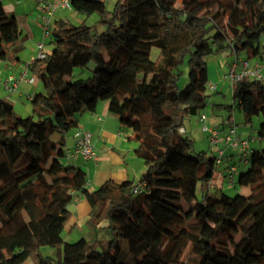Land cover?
<instances>
[{"label":"trees","instance_id":"obj_1","mask_svg":"<svg viewBox=\"0 0 264 264\" xmlns=\"http://www.w3.org/2000/svg\"><path fill=\"white\" fill-rule=\"evenodd\" d=\"M70 8L99 21L53 22L48 57L27 63L42 87L30 114L19 116L0 99V264L32 256L52 264L43 247L56 250L57 264H264V82L245 78L232 88L244 124L261 119V148H252L235 181L249 187L247 195L217 187L214 155L195 151L179 132L210 96L207 56L262 57L264 0H117L111 11L103 0H70ZM21 29L0 2L1 61H20ZM185 56L196 79L181 89ZM102 101L132 131L147 169L136 183L109 181L89 192L85 172L65 163L63 144L52 137L76 129ZM80 196L89 206L87 232L68 243V208Z\"/></svg>","mask_w":264,"mask_h":264},{"label":"crops","instance_id":"obj_2","mask_svg":"<svg viewBox=\"0 0 264 264\" xmlns=\"http://www.w3.org/2000/svg\"><path fill=\"white\" fill-rule=\"evenodd\" d=\"M0 2L6 12L22 20L21 35L25 36L27 39L21 44L22 52L18 56L20 61L16 62L11 59L5 61L0 60V99L5 98L11 100L15 108L18 102L20 103L24 100L30 101V97L42 91V87L38 88L37 84L31 85L23 81L18 84L15 92L9 94L5 91L4 84L8 78L17 77L25 71H27L30 77L31 74L27 70V63L32 60L36 53V45L41 41L46 42L49 40L48 38L43 39L40 25V10L35 0H0ZM80 16V14L72 10L59 8L54 14L53 22L55 20H65L68 22L73 20L81 24L84 20ZM23 51H27L29 54L26 61L21 60ZM262 58H264V55H262ZM257 59L260 60L261 58ZM230 63L231 62H228L226 65L221 64L224 70L222 69L220 71L218 78L215 75L212 77L208 75L209 84H217L218 81L221 82L217 84V94H221L224 98L226 90L231 89V87L223 81L222 76L227 71ZM108 106V101H102L98 104L94 112L85 113L78 120L77 128L86 130L92 135V145L98 154V160L93 162L77 157L72 159L69 163L74 167L81 168L85 172L87 180L85 188L89 192L97 190L100 186L109 181L116 185L124 181H134V183H136L147 169L142 161L134 154V150L137 148L138 143L131 139L132 131L121 127L120 119L109 112ZM26 113H29V109L26 110ZM229 117L226 120H221L220 123L217 124L218 126H211L226 131L229 125H235L234 120ZM235 126L237 127V125ZM240 129L241 128L237 127V132L242 138L251 137L249 132L247 137L246 135L242 136L243 134L239 133ZM241 131H245V127L242 128ZM73 132V130L70 131L64 137L54 135L52 140L54 142H62L63 149L66 153L74 146ZM252 147L259 150L261 147L260 141L256 140L252 144ZM235 151L236 150H230V157L232 159L235 156ZM219 179L218 181L220 184H217V186L223 191L232 188L223 184L221 177ZM68 209L72 217L65 228L67 233L70 234L77 231L80 237L83 236L87 232L86 221L89 218V206L86 200L80 196L75 199ZM101 226L105 227L107 223L104 222Z\"/></svg>","mask_w":264,"mask_h":264},{"label":"built area","instance_id":"obj_3","mask_svg":"<svg viewBox=\"0 0 264 264\" xmlns=\"http://www.w3.org/2000/svg\"><path fill=\"white\" fill-rule=\"evenodd\" d=\"M40 10V25L42 28L43 39L49 38L53 17L57 9L70 8V0H35ZM44 41H41L36 45V53L33 59L45 60L48 57V52L45 51ZM234 61H232L222 76V79L231 88L240 80L245 78L250 80H257L264 82V58L261 59H244L234 54ZM26 81L31 85L36 84V80L32 76H28L27 71L20 74L17 77H10L4 84V89L7 93L11 94L16 91L20 82ZM207 91L210 93H216L218 91L217 84L207 85ZM31 99V97H30ZM198 122L202 125V132L207 135L209 141V147L211 153L214 155L216 165H223L221 180L223 184L228 187H232L236 181L237 168L234 165L232 158L230 157V150H239L240 156L243 159V163H246L248 157L252 153V144L259 140L257 137L251 136L248 138H242L235 125H229L226 131H222L216 127L206 125V116L204 114H198ZM180 133H185L184 129L179 130ZM74 146L72 149L65 153L64 161L70 162L72 159L81 157L86 161L96 162L98 160V154L92 145V135L83 129L76 128L73 132ZM208 188L213 189L214 184L208 183ZM134 193H138V189L133 190Z\"/></svg>","mask_w":264,"mask_h":264},{"label":"rangeland","instance_id":"obj_4","mask_svg":"<svg viewBox=\"0 0 264 264\" xmlns=\"http://www.w3.org/2000/svg\"><path fill=\"white\" fill-rule=\"evenodd\" d=\"M116 1L117 0H105L106 9L108 11H111L113 9V6H114ZM80 17L84 20V24L86 26H94L99 21V17L97 14H92L91 16L81 15ZM70 22L74 25L80 24V23H76V21H73V20H71ZM44 45H45L44 46L45 51L50 53L52 50V46L48 43V41H46V42L44 41ZM260 49L263 51V55H264V33L260 37ZM28 56H29L28 52L23 51V53L21 55V60L26 61L28 59ZM238 57L246 59L247 54L245 52L239 53ZM234 58H235L234 54L229 53V52H224L222 54H214V55L207 56L205 58L206 64H207V74L210 77L215 75L218 78L220 71L223 69L222 65L223 64L226 65L228 62L234 61ZM151 59L156 61L157 63L160 61L159 52L155 48H153L151 51ZM179 71L181 72V76L179 77V80H178V86L181 89L184 88L191 80L196 79L195 74L193 72H191L188 68L186 56L183 58V61L179 64ZM88 76H89V74L85 73L81 77V79H85ZM219 83H221V82L218 81L217 84H219ZM36 84L38 85V88L41 87V85L39 83H36ZM212 84H215V83H212ZM217 92L216 93H210L209 91H207V93L210 96L207 99L206 106L202 110L199 111L200 114H204L206 116V125L207 126L217 125L218 123H220L221 120H226V119H228L229 116H231L229 118H232L234 120V124L237 125L238 128H241L239 133L243 134L242 136L246 135V137H247L248 132H249V134L251 136L255 137L257 135L256 132L258 131V128H259V123L261 121L260 117H254L252 119L251 124H248V125L244 124L242 113L236 108V104L233 105L232 88L226 90L225 98L222 97L221 94H217ZM231 106H233L232 109L230 108ZM28 109H29V113H26V110H28ZM14 111L19 116H22V117L28 116L31 112L30 102L24 100L20 103L19 102L16 103ZM26 114H28V115H26ZM244 127H245V131L242 132L241 130ZM201 128H202V125L198 122V115L190 117L184 121V129L186 130V136L193 142L194 150L197 152H200V151L206 152L208 154V156H211L212 153L210 151L209 141L207 139V135L202 132ZM235 152L236 153H235V156L233 157L232 161L237 168V175H238L239 173L245 171L248 168V166L244 165L243 159L240 156V151L236 150ZM222 169H223V165H218L215 167L214 183L216 184V186H217V184H220V182L218 180H220L219 178L221 177ZM233 186L234 187L231 189H225L224 192L230 196H234L238 193L242 194V195H247L249 193V187L248 186H239L237 182ZM201 193H202L201 189H198V191H197L198 198L201 197ZM231 232H233V233H235V235H237V233L234 229H232ZM62 238L65 242L73 243V242L77 241L80 238V236H79L77 231L68 234L67 230L65 229L62 233ZM40 253L44 257L48 256V257L52 258L53 259L52 264H57L56 263V250L55 249H52L49 247H43L40 249ZM25 264H37V260L34 256H32L31 258H29L27 260V262Z\"/></svg>","mask_w":264,"mask_h":264}]
</instances>
